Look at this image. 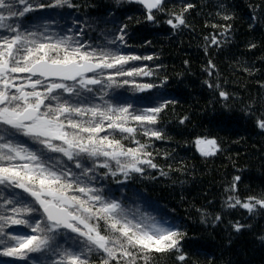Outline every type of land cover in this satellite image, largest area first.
Listing matches in <instances>:
<instances>
[{"label":"trees","instance_id":"obj_1","mask_svg":"<svg viewBox=\"0 0 264 264\" xmlns=\"http://www.w3.org/2000/svg\"><path fill=\"white\" fill-rule=\"evenodd\" d=\"M54 3L32 0L34 11L5 23L14 28L19 25L21 33H36L41 40L71 37L73 46L83 44L85 51L115 52L119 48L120 55L152 56V60L130 61L124 70L147 67L152 76L127 79L155 85L138 92L131 84L109 88L105 83L89 86L91 92L78 89L79 97L59 91L58 95L79 107H127L129 103L135 109L160 103L167 107L157 123L149 126L160 131L162 139L143 135L144 129L138 126L134 139L109 129L101 133L119 139L125 148L137 147L135 141L146 144L155 168L141 164L143 173L130 171L125 177L116 172L115 161L102 167V156L69 160L59 153H49L55 157L49 163L70 170L83 186L97 189L105 201L119 203L121 218L155 221L182 233L179 251L153 252L148 264H264V208L256 205L249 211L230 206L250 197L264 199V129L257 126L264 117V0H163L161 10L153 11V20L147 19L136 0H68L49 7ZM41 4L45 7L40 8ZM0 11L7 15L6 10ZM179 13L185 24L173 28L167 21ZM11 34L0 29V35ZM213 37L217 44L212 43ZM114 72L104 70L102 75ZM124 79L116 77L117 84ZM197 138L215 139L219 150L215 155H201ZM19 139L26 146L33 144L27 137ZM78 162L81 167L76 166ZM237 176L239 181H235ZM9 192L20 193L38 209L25 217L30 222L44 219L39 205L20 189L5 191L0 203ZM98 223L102 234H109L105 222ZM5 232L9 236L32 234L23 225H10ZM60 233L56 242L63 249L72 250L75 245L89 264H103V252H89L87 241L76 233L65 229ZM181 254L183 261L177 259ZM29 256L48 264L59 259L51 253ZM0 264H33V259L0 254ZM136 264L145 262L138 259Z\"/></svg>","mask_w":264,"mask_h":264},{"label":"snow or ice","instance_id":"obj_2","mask_svg":"<svg viewBox=\"0 0 264 264\" xmlns=\"http://www.w3.org/2000/svg\"><path fill=\"white\" fill-rule=\"evenodd\" d=\"M137 2L147 10L148 20L154 19L153 10H161L163 4V0ZM67 3L68 0H55L49 7ZM190 7L188 5L184 11ZM0 10L7 11V15L0 11V29L12 33L0 35V186H3L0 197L5 191L20 189L33 198L44 217L30 222L25 217H31L38 209L26 202L20 193L9 192V197L0 203V254L20 260L33 259V264H48V261L31 258L29 254L45 256L51 253L59 255L54 264H89L85 253L75 250V245L69 250L56 242L61 229L86 240L89 252H103V264L112 261L136 264L138 259L148 264L153 252L179 251L183 235L174 226L121 218L119 203L105 201L97 194V189L83 186L80 177L70 170L58 169L49 163L55 159L49 153L62 154L69 160L81 155L102 156L105 158L102 167H110L109 160L115 161L116 172L125 177L130 171L143 173L141 164L157 167L149 158L151 153L145 151L146 144L135 141L137 147L125 148L119 139L101 133L109 129L126 133L125 139H134L138 126L144 129L143 135L162 139L161 132L149 126L157 123L167 103L142 109L133 108L131 103L127 107H79L57 94L59 91L70 94V98L79 97L78 89L91 92L89 86L105 83L109 88L114 84L118 87L131 84L136 91L146 92L155 85L127 78L152 76V71L147 67H131L125 71L124 66L130 61L152 60L153 57L120 55L119 48L115 52L85 51L83 44L73 46L71 37L55 40L44 37L41 40L36 33H21L19 25L14 28L5 23L11 17H24L34 11L32 0H0ZM167 23L173 28L185 24L183 13L174 14V20L169 19ZM118 39L123 41V34ZM212 43H218L215 37ZM104 70L115 72L104 76ZM116 77L126 79L117 84ZM69 81L71 84L67 83ZM220 95L226 97L227 94L221 92ZM132 123L136 126H130ZM257 126L264 129V117L257 121ZM20 136L29 138L32 146H26ZM195 145L203 156L215 155L219 150L215 139L197 138ZM76 166L82 165L78 162ZM87 172L83 174L87 175ZM239 180V176L235 177V181ZM17 204L21 206L17 207ZM236 205L252 211L256 205L264 208V199L250 197L247 202L236 200L230 206ZM100 220L105 222L109 234H102ZM10 225H23L30 228L32 234L9 236L5 229ZM239 230L237 225L236 231ZM177 259L183 261L185 256L181 254Z\"/></svg>","mask_w":264,"mask_h":264},{"label":"rangeland","instance_id":"obj_3","mask_svg":"<svg viewBox=\"0 0 264 264\" xmlns=\"http://www.w3.org/2000/svg\"><path fill=\"white\" fill-rule=\"evenodd\" d=\"M141 5V4H140ZM142 6V5H141ZM143 7V6H142ZM144 8V7H143ZM145 9V8H144ZM145 11H146V14H147V16H148V12H147V10L145 9ZM154 11V10H153Z\"/></svg>","mask_w":264,"mask_h":264},{"label":"water","instance_id":"obj_4","mask_svg":"<svg viewBox=\"0 0 264 264\" xmlns=\"http://www.w3.org/2000/svg\"><path fill=\"white\" fill-rule=\"evenodd\" d=\"M137 1V0H136ZM142 5V4H141ZM143 6V5H142ZM144 7V6H143ZM155 10V9H154ZM42 212H43V210H42ZM66 230V229H65Z\"/></svg>","mask_w":264,"mask_h":264}]
</instances>
